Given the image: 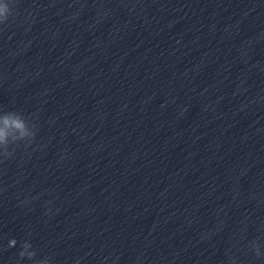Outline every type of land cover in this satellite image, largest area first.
<instances>
[{"label":"clouds","instance_id":"clouds-1","mask_svg":"<svg viewBox=\"0 0 264 264\" xmlns=\"http://www.w3.org/2000/svg\"><path fill=\"white\" fill-rule=\"evenodd\" d=\"M12 14V9L7 2H0V24L8 21ZM36 136V126L22 112L4 111L0 112V155L5 158L13 155L9 151L10 145H18V142H31ZM17 244L15 238L9 241V246L14 247ZM32 248L31 243L24 242L22 251L19 256L21 258L28 257L32 259L36 256L35 251H29ZM256 254L259 255V247L256 248ZM37 264H48V258H44Z\"/></svg>","mask_w":264,"mask_h":264}]
</instances>
